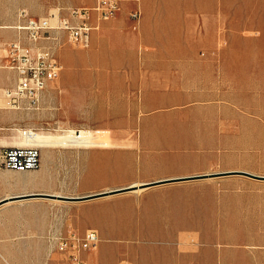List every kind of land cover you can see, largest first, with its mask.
<instances>
[{
    "label": "rangeland",
    "instance_id": "obj_1",
    "mask_svg": "<svg viewBox=\"0 0 264 264\" xmlns=\"http://www.w3.org/2000/svg\"><path fill=\"white\" fill-rule=\"evenodd\" d=\"M48 3L0 0V26L18 24L22 10L45 17L63 5L51 1L46 9ZM199 3L208 11L185 16L177 41L185 47L184 79L162 81L146 108L143 95L131 96L137 105L128 114L131 128L105 127L107 113L97 101L79 126L53 122L34 128L73 135L84 129L112 146L46 148L61 155L50 163L54 176L44 175L42 162L38 169L15 171L16 180H37L21 195L50 187L52 193L83 196L211 172L264 176V0L194 1L195 7ZM86 50L63 39L60 53L79 58ZM110 102L119 108L118 97L107 96ZM40 149L42 157L45 148ZM22 204L25 233L0 242V264H68L54 238L71 229L99 232L98 246L85 254L89 264H264V179L244 174L84 201L44 197Z\"/></svg>",
    "mask_w": 264,
    "mask_h": 264
},
{
    "label": "crops",
    "instance_id": "obj_2",
    "mask_svg": "<svg viewBox=\"0 0 264 264\" xmlns=\"http://www.w3.org/2000/svg\"><path fill=\"white\" fill-rule=\"evenodd\" d=\"M37 1H48V9L51 1L57 0ZM58 1L63 2L59 6L62 8L73 5L93 6L96 2ZM194 1L205 0L124 1L115 17L100 22V28L92 33L90 46L84 48L87 50L82 51L79 58L69 51L60 53L61 47L56 51L61 63L60 55L63 58L65 69L63 65L60 76L45 89L42 108L37 111L5 107L4 91L15 85L16 75L13 70L3 67L5 60L2 58L4 51L1 46L4 42L18 38L19 34L12 26H0V156L5 148L21 145L20 131L28 127L33 130L39 125H51L53 122H58L61 127L81 125L79 122L88 118L90 104L96 101L103 103L102 111L107 113L105 127L131 128L126 124L130 122L128 114L137 107L131 96L135 98L137 94L143 95L145 103L141 107L146 108L153 103L148 95L153 89L163 88L160 84L162 81L184 79L187 63L185 47L182 41L180 46L177 45L185 23L183 18L192 16L195 10L208 11L200 3L195 7ZM135 8L141 12L138 21L130 17L131 10ZM90 21L97 22L95 15H92ZM58 34L65 41V33L60 31ZM109 95L119 98V108L114 102L107 103ZM162 101L157 100L158 103ZM109 142L112 146V142ZM44 150L41 157L42 166L45 167L43 171L46 177L51 178L55 169L50 163L58 160L61 155L50 153L46 148ZM15 171L0 164V202L4 200L0 203V242L25 233V206L21 203L23 200L39 198H16L25 186L18 182L20 178L15 179ZM51 182L48 181V184ZM45 192L52 193L50 187Z\"/></svg>",
    "mask_w": 264,
    "mask_h": 264
},
{
    "label": "built area",
    "instance_id": "obj_3",
    "mask_svg": "<svg viewBox=\"0 0 264 264\" xmlns=\"http://www.w3.org/2000/svg\"><path fill=\"white\" fill-rule=\"evenodd\" d=\"M124 1L96 0L93 6L58 7L45 17H33L22 10L18 24L13 26L19 37L1 46L5 60L3 67L13 70L16 75L15 85L4 91L5 107L40 110L45 89L63 71V64L56 54L63 45L58 32L65 33L66 44L87 48L93 31L100 28V22L115 17ZM92 15L97 22L90 21ZM140 15L138 8L130 12L134 21H138ZM26 133L24 130V135ZM0 157V164L6 169L30 171L41 166V149L36 144L7 147ZM99 240L96 229H86L83 233L71 229L66 236L54 238V245L67 256L68 264H89L85 254L95 249Z\"/></svg>",
    "mask_w": 264,
    "mask_h": 264
},
{
    "label": "bare ground",
    "instance_id": "obj_4",
    "mask_svg": "<svg viewBox=\"0 0 264 264\" xmlns=\"http://www.w3.org/2000/svg\"><path fill=\"white\" fill-rule=\"evenodd\" d=\"M20 132L22 136L21 145L36 144L43 148H50L51 146L56 145V144H66L70 146L78 145V146H84V147H90V146L109 147L111 146V143L109 142L108 139L101 140L99 136L92 134L91 131L84 130V129L81 130V134L78 133L77 135L76 134L75 135L66 134V133L52 134V133H45V132H40V131H33L31 129L27 130V133L25 135H24V131L21 130ZM95 133L100 134L99 131H96ZM19 182L24 184V186H28V185L36 184L37 180L36 179H31V180L20 179ZM143 183L145 182H133L130 185L137 186V189H134L133 191L139 192L145 189L141 187Z\"/></svg>",
    "mask_w": 264,
    "mask_h": 264
},
{
    "label": "water",
    "instance_id": "obj_5",
    "mask_svg": "<svg viewBox=\"0 0 264 264\" xmlns=\"http://www.w3.org/2000/svg\"><path fill=\"white\" fill-rule=\"evenodd\" d=\"M233 174H244L249 177L257 178V179H264V176L256 175L249 172L244 171H226V172H211V173H202V174H195L190 176H182V177H174V178H165V179H159L151 182H145L141 185L142 188H150L158 185L163 184H169V183H175V182H184V181H192V180H201V179H207V178H215V177H221L226 175H233ZM134 189H137V186H125L105 191H100L88 195L83 196H67V195H61V194H55V193H32V194H22L20 196H17L16 198H28V197H51V198H57L62 200H68V201H84V200H90L100 197H105L109 195L124 193L133 191ZM4 201V200H2ZM2 201L0 203H2Z\"/></svg>",
    "mask_w": 264,
    "mask_h": 264
}]
</instances>
